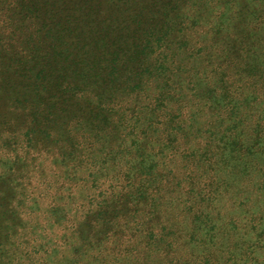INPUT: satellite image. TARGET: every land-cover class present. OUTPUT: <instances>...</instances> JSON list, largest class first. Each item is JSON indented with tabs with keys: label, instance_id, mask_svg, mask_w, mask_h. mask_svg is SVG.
I'll use <instances>...</instances> for the list:
<instances>
[{
	"label": "trees",
	"instance_id": "obj_1",
	"mask_svg": "<svg viewBox=\"0 0 264 264\" xmlns=\"http://www.w3.org/2000/svg\"><path fill=\"white\" fill-rule=\"evenodd\" d=\"M0 264H264V0H0Z\"/></svg>",
	"mask_w": 264,
	"mask_h": 264
}]
</instances>
